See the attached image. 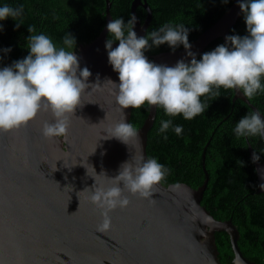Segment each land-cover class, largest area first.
Returning a JSON list of instances; mask_svg holds the SVG:
<instances>
[{"label": "water", "instance_id": "1", "mask_svg": "<svg viewBox=\"0 0 264 264\" xmlns=\"http://www.w3.org/2000/svg\"><path fill=\"white\" fill-rule=\"evenodd\" d=\"M241 2L235 0L215 24L190 44V49L146 56L147 59L174 67L180 60L190 64L189 51L197 59L218 38L228 46L226 37L243 13ZM111 7L110 0H106V25L98 38L76 51L81 70L87 67L92 73L88 82L95 84L99 77L101 85L85 90L82 108L72 115L67 136L48 139L42 135L43 123L55 122L50 110L40 111L35 120L18 130L0 132V264H222L216 244V233L221 232L230 237L234 253L231 264H256L242 253L238 245L240 233L232 220H217L202 206L210 180L205 163L207 147L202 186L195 189L179 183L181 187L174 189L175 184L160 183L148 198L125 192L130 204L109 213L111 226L107 231L97 230L103 210L85 199L84 194L79 201L77 193L95 184L86 168L90 175H94L93 166L97 174L106 172L115 177L120 165L132 156L142 154L149 159L148 134L157 115L158 106L149 105L148 117L136 129L138 140L130 145L115 138L104 139L107 133L103 131L108 125L120 120L131 123L133 111L118 110L114 95L117 90L103 85L108 79L119 84V74L109 63L106 48L107 24L113 19ZM139 7L147 11L144 22L137 13ZM133 15L137 18L134 31L138 38L145 37L153 18L148 1L133 0ZM116 47L118 43H113ZM237 99L250 105L264 120L241 89H235L234 100ZM248 145L253 161L255 152L250 142ZM253 163L258 192L264 193L260 187L264 184V161Z\"/></svg>", "mask_w": 264, "mask_h": 264}, {"label": "clouds", "instance_id": "2", "mask_svg": "<svg viewBox=\"0 0 264 264\" xmlns=\"http://www.w3.org/2000/svg\"><path fill=\"white\" fill-rule=\"evenodd\" d=\"M239 7L244 13L248 35L226 37L228 46H217L204 53L200 60L189 51L190 64L180 60L174 67L150 62L144 53L152 46L165 44L173 49L180 45L190 49L189 33L184 25H165L159 31L138 38L134 31L137 23L134 15L127 25L122 18L112 19L107 24L110 38L106 48L109 63L119 74V84L108 79L103 85L117 90L114 95L118 110L139 109L149 104L161 106L169 116L182 114L184 119L191 120L204 112L201 97L211 93L213 87L241 89L245 97L252 98L262 89L261 79L264 78V0H242ZM22 13L23 7L5 5L0 7V21L9 17L16 21ZM21 25L17 23V28ZM28 31L31 33L27 44L30 54L0 69V132L18 130L35 120L40 111L50 110L55 122H44L42 135L48 139L67 136L72 115L82 108L85 90L99 88V77L95 84H90L92 73L87 67L81 70L76 52L57 48L44 34H33L34 26L28 27ZM112 38L119 42L118 47L113 48ZM63 43L67 48L76 46V40L70 34L65 36ZM171 125V120L162 121L160 132H166ZM174 131L180 135L183 129L176 126ZM103 132L107 133L105 140L115 138L126 145L138 140L137 130L125 120L108 125ZM235 132L238 136L264 135V120L257 112L247 114L237 123ZM259 159L260 156L254 153L253 161ZM86 169L95 184L77 195L80 201L84 194L85 199L103 210V219L97 228L101 232L111 226V211L129 206L125 192L148 198L154 186L159 185L170 171L154 158L145 160L142 154L122 163L115 177H109L106 172L97 174L93 166L94 175ZM172 187L179 189L181 185L176 183ZM260 187L264 189V184Z\"/></svg>", "mask_w": 264, "mask_h": 264}, {"label": "trees", "instance_id": "3", "mask_svg": "<svg viewBox=\"0 0 264 264\" xmlns=\"http://www.w3.org/2000/svg\"><path fill=\"white\" fill-rule=\"evenodd\" d=\"M147 1L153 18L146 36L165 25H184L189 33V43L192 44L229 10L235 0ZM110 2L113 19L122 18L127 25L133 0ZM5 5L23 7V13L16 21L11 17L0 21L3 29L0 31V69L30 54L27 44L31 33L28 27H35L33 34L48 36L57 48L64 47L67 51L76 52L81 45L97 39L106 25V0H0V7ZM137 13L144 22L147 11L139 7ZM17 23L22 25L17 28ZM68 34L76 40V46L72 48H67L63 43ZM232 35H248L244 13L231 29ZM109 38L108 33L107 40ZM112 39L113 43H119ZM149 44H152L151 40ZM220 45H225L222 38L214 40L197 60ZM182 48L183 45L175 49L167 44L152 46L144 54L153 57ZM261 84L262 89L248 99L264 116V78ZM234 97L235 89L213 87L211 93L201 97L205 105L204 112L191 120L184 119L182 114L169 116L158 106L154 125L148 134L147 154L148 158L156 159L170 170L161 182L163 185L185 183L197 189L206 179L203 154L207 147L205 163L210 180L202 206L217 220H232L239 230L238 245L244 256L256 264H264V193L258 192V176L248 145L250 142L254 152L260 156L259 160L264 161V142L261 135L236 134L237 123L254 110L243 100H234ZM149 110V104L133 109L131 124L135 129L144 124ZM165 120H171L172 125L161 133L162 121ZM176 126L183 129L180 135L174 131ZM165 136L167 139H164ZM216 244L222 255V264L230 263L234 253L229 235L216 233Z\"/></svg>", "mask_w": 264, "mask_h": 264}, {"label": "flooded vegetation", "instance_id": "4", "mask_svg": "<svg viewBox=\"0 0 264 264\" xmlns=\"http://www.w3.org/2000/svg\"><path fill=\"white\" fill-rule=\"evenodd\" d=\"M226 221H228V220H226ZM221 258H222V255H221V253H219V259H220V261H221ZM232 261H233V259L231 260V262L230 263H228V264H231L232 263Z\"/></svg>", "mask_w": 264, "mask_h": 264}]
</instances>
